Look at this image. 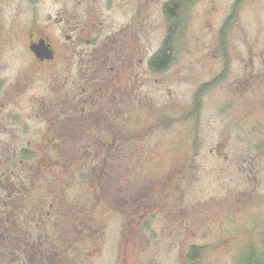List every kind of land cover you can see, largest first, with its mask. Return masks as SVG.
<instances>
[{
  "label": "rangeland",
  "instance_id": "1",
  "mask_svg": "<svg viewBox=\"0 0 264 264\" xmlns=\"http://www.w3.org/2000/svg\"><path fill=\"white\" fill-rule=\"evenodd\" d=\"M167 1L0 0V96L14 78L34 77L0 113V197L8 205L42 207L43 234L70 221L66 228L74 233L82 216L93 234L86 232L80 251L73 245L72 264H241L250 247L264 246V0L188 1L173 63L158 70L149 60L171 25ZM33 25L58 48L48 66L27 48ZM78 28L89 30L80 42L68 38ZM122 43L131 85L140 83L138 94L111 112L123 123H110L113 129L124 127L113 136L126 143L90 144L104 134L86 124V111L80 119L65 115L66 129L71 123L79 129L63 132L65 148L50 144L42 131L63 117L36 115L42 96L72 99L83 77L74 60L89 62L95 50L115 54ZM107 152L108 168L98 172ZM21 186L32 188L29 195L15 193ZM50 205L65 207L67 215ZM7 210L6 222L17 231L25 212Z\"/></svg>",
  "mask_w": 264,
  "mask_h": 264
},
{
  "label": "flooded vegetation",
  "instance_id": "2",
  "mask_svg": "<svg viewBox=\"0 0 264 264\" xmlns=\"http://www.w3.org/2000/svg\"><path fill=\"white\" fill-rule=\"evenodd\" d=\"M80 30L79 34H76V37L68 35V38L73 37L80 42L83 38V34L89 31L86 28H81ZM89 41L88 39V42ZM27 48L40 66H48L57 58L58 48L54 45L50 36L46 34V31L41 30L38 25H33L30 30ZM95 51L97 55H94L91 61L74 60L73 62V64H78L80 69H82L81 75L83 77H81V85L74 87V97L72 99L66 98L64 95H61L62 97H58L57 99L51 98L49 95H43L38 109L34 111L36 115L37 113H44L48 116L49 113H51L63 117V121L59 125L51 126L48 130L45 129L42 131V136L44 138H46L47 135L51 136V138H49L50 144H58L61 148H65L67 137L63 135V132L74 133L79 131L78 128H73L72 123L67 126H71L72 128L69 127L66 129L64 120L65 115H68V117L76 116L80 119L83 115L87 116L85 114L86 111H88V115H90V117L88 116L90 121L86 124H90L91 127L97 126L98 132L101 131V133L103 132L102 134H104L94 135L95 137H92L93 141L89 142L90 144L93 143L94 146L109 149L120 148L122 147L121 144L126 143L127 139L117 141V138L115 139L113 136L114 131L119 132L120 128L123 129L124 127H119L116 130L113 129V124L110 123L113 122L115 125L123 123L120 121L121 117L118 116V113L111 112L122 110L121 105L123 98L133 96L135 92L138 94L140 83H136L135 81V84L131 85L129 73L130 57L125 50L124 43H122L121 50L117 51L115 54L102 55L98 50ZM38 70L43 71L42 68H38ZM33 80L34 77L30 78L24 76L11 80L3 89L8 90L9 93L2 91V95L0 96V113L5 110L7 105H13L14 92L22 93L27 91ZM75 84H77V80ZM63 86L59 88V92L63 90ZM54 97L56 98L57 96ZM85 105L89 107L88 110ZM80 125L83 126L84 123ZM78 138L79 136L76 137V139ZM115 143L119 144L115 145ZM42 147H45V145ZM48 148L50 147H47V149ZM27 155L28 153H24V156ZM26 180H30V178H26ZM25 187L26 188H23V186H21V188L18 187V191L14 189L15 193L21 196V190L23 189L24 195H29L28 190L32 188ZM7 197L9 198L10 196L7 195ZM5 199L7 198L1 199L0 197V264H11L14 262H20L22 264H72L70 253L76 251L75 247L80 251L81 249L78 246L81 244L83 238H87L86 236L88 233L91 234V236L93 234V232L87 231V228L83 227L81 221L82 216L79 215L77 216L79 221L76 222L74 233H71L70 228H66L67 225L73 224V222L70 221L67 223L65 222L61 227L57 226V231L53 233L46 232L43 234V225L40 217H43L45 212L42 207L30 209L29 206L25 208L21 205H8ZM2 200H4L5 204L1 203ZM7 208L11 210V213H15L16 215L21 211L25 212L24 222L18 221L16 227L17 231H14V229L8 225V221L6 222V218L7 220L10 218ZM50 209H54L55 212L62 214L63 217L67 215L65 207L50 205ZM50 209L46 211H51ZM79 213H81V211H79ZM33 223L36 225V234L31 233V225ZM82 230L84 233H82ZM57 241L59 243L58 249L55 245ZM73 245H75V247H73Z\"/></svg>",
  "mask_w": 264,
  "mask_h": 264
},
{
  "label": "trees",
  "instance_id": "3",
  "mask_svg": "<svg viewBox=\"0 0 264 264\" xmlns=\"http://www.w3.org/2000/svg\"><path fill=\"white\" fill-rule=\"evenodd\" d=\"M190 0H169L164 4V12L168 17L169 21L171 22L170 27L167 29L166 39L164 40L162 46L159 50L156 51L154 56L150 59L149 64L153 69L164 70L165 68L169 67L173 63V40L181 31V20H180V12L184 6L187 5V2ZM208 86L203 85L195 92L194 96V109L199 108L200 96L203 92L207 89ZM109 154L108 152L103 156L102 167H97L99 170L98 172L106 171L108 168V161H109ZM102 178H100L101 181ZM130 196L127 197L129 199ZM247 257L241 260V264H264V246L262 249H255L254 247H250L246 251ZM198 256L197 248L192 247L189 252V257L191 259H195Z\"/></svg>",
  "mask_w": 264,
  "mask_h": 264
},
{
  "label": "water",
  "instance_id": "4",
  "mask_svg": "<svg viewBox=\"0 0 264 264\" xmlns=\"http://www.w3.org/2000/svg\"><path fill=\"white\" fill-rule=\"evenodd\" d=\"M33 47V46H32Z\"/></svg>",
  "mask_w": 264,
  "mask_h": 264
}]
</instances>
